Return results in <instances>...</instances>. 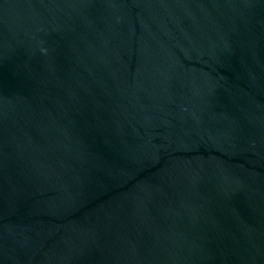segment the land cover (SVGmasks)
Listing matches in <instances>:
<instances>
[{"label": "water", "instance_id": "water-1", "mask_svg": "<svg viewBox=\"0 0 264 264\" xmlns=\"http://www.w3.org/2000/svg\"><path fill=\"white\" fill-rule=\"evenodd\" d=\"M0 264H264V0H0Z\"/></svg>", "mask_w": 264, "mask_h": 264}]
</instances>
